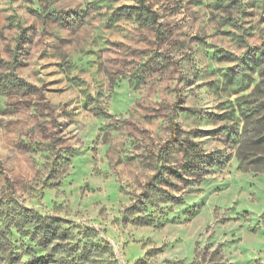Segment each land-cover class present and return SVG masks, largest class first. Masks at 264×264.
Wrapping results in <instances>:
<instances>
[{
  "label": "rangeland",
  "instance_id": "rangeland-1",
  "mask_svg": "<svg viewBox=\"0 0 264 264\" xmlns=\"http://www.w3.org/2000/svg\"><path fill=\"white\" fill-rule=\"evenodd\" d=\"M132 4L0 0V264H264V0Z\"/></svg>",
  "mask_w": 264,
  "mask_h": 264
},
{
  "label": "trees",
  "instance_id": "trees-1",
  "mask_svg": "<svg viewBox=\"0 0 264 264\" xmlns=\"http://www.w3.org/2000/svg\"><path fill=\"white\" fill-rule=\"evenodd\" d=\"M151 0H135V4L129 5L128 12L133 13L144 24L151 26L154 32L160 38L163 37L162 23L159 19L158 12L150 4ZM15 86L22 87L23 81L17 76H13L9 79ZM33 264H55L54 261L48 256H37L33 259Z\"/></svg>",
  "mask_w": 264,
  "mask_h": 264
}]
</instances>
